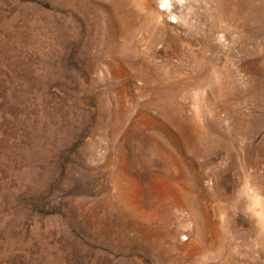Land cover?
<instances>
[{"label":"rangeland","instance_id":"374dc122","mask_svg":"<svg viewBox=\"0 0 264 264\" xmlns=\"http://www.w3.org/2000/svg\"><path fill=\"white\" fill-rule=\"evenodd\" d=\"M0 264H264V0H0Z\"/></svg>","mask_w":264,"mask_h":264}]
</instances>
